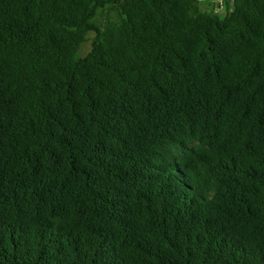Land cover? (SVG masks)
<instances>
[{"label":"trees","instance_id":"obj_1","mask_svg":"<svg viewBox=\"0 0 264 264\" xmlns=\"http://www.w3.org/2000/svg\"><path fill=\"white\" fill-rule=\"evenodd\" d=\"M200 2L0 0V264H264V0Z\"/></svg>","mask_w":264,"mask_h":264},{"label":"rangeland","instance_id":"obj_2","mask_svg":"<svg viewBox=\"0 0 264 264\" xmlns=\"http://www.w3.org/2000/svg\"><path fill=\"white\" fill-rule=\"evenodd\" d=\"M219 2H217L216 0H201L200 5L202 6L203 9L206 10H216L219 13H221L223 11V9L220 7V4L223 0H218ZM224 13V12H222ZM91 48V41H88L84 44V46L82 47V54H86Z\"/></svg>","mask_w":264,"mask_h":264},{"label":"crops","instance_id":"obj_3","mask_svg":"<svg viewBox=\"0 0 264 264\" xmlns=\"http://www.w3.org/2000/svg\"><path fill=\"white\" fill-rule=\"evenodd\" d=\"M217 2H219L218 0H216ZM222 3V2H221Z\"/></svg>","mask_w":264,"mask_h":264}]
</instances>
